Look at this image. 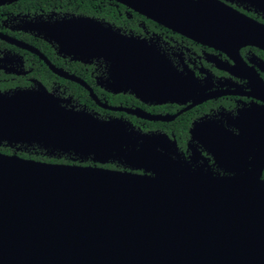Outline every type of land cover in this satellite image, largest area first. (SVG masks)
Returning <instances> with one entry per match:
<instances>
[{"label":"flooded vegetation","instance_id":"flooded-vegetation-1","mask_svg":"<svg viewBox=\"0 0 264 264\" xmlns=\"http://www.w3.org/2000/svg\"><path fill=\"white\" fill-rule=\"evenodd\" d=\"M216 1L264 25V0ZM168 16L135 0H0V153L264 180V48L239 27L203 42ZM84 115L112 124L104 144L59 148L54 125Z\"/></svg>","mask_w":264,"mask_h":264},{"label":"water","instance_id":"water-1","mask_svg":"<svg viewBox=\"0 0 264 264\" xmlns=\"http://www.w3.org/2000/svg\"><path fill=\"white\" fill-rule=\"evenodd\" d=\"M135 3L183 19L172 25L203 42L239 27L243 42L264 48V25L223 2ZM85 116L54 125L59 148L104 144L112 124ZM0 264H264V180L254 171L146 176L0 153Z\"/></svg>","mask_w":264,"mask_h":264}]
</instances>
